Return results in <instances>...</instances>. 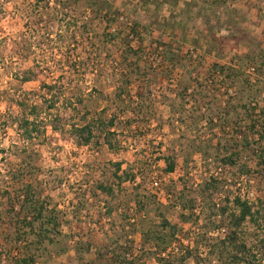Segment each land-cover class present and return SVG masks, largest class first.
I'll list each match as a JSON object with an SVG mask.
<instances>
[{
  "label": "rangeland",
  "instance_id": "obj_1",
  "mask_svg": "<svg viewBox=\"0 0 264 264\" xmlns=\"http://www.w3.org/2000/svg\"><path fill=\"white\" fill-rule=\"evenodd\" d=\"M109 2L113 5L111 18L120 15L119 24L112 30H107L103 20L90 12L82 0H0V264H13L8 255L10 251L12 255L18 254V250H13L15 236L10 226V207L6 204L8 194L16 195V191H23L28 184L42 194L51 208L61 212L64 220L61 229L67 246L72 245L71 241H79L82 247H91L89 252L82 253L85 262L95 258L101 244L109 243L110 237L123 232L120 226L134 223L138 232L141 221L146 227L159 225L161 217L156 210L159 203L165 205L166 218L172 224H179V232L170 247L176 243L180 247L178 253L187 254V249H194L200 243L199 252L203 256L208 246L223 239L228 231L227 227H215L222 224L220 217L210 225L207 219L210 212L218 211L226 205L227 198L236 196L254 205L264 204V175L241 173L246 165L255 169L256 162L250 148L240 146L252 121H255V133L264 127V81L253 86L250 98L251 92L247 90L226 87L221 80L223 76H215L213 82L206 83L212 63L226 64L230 57L247 52L243 34H249L248 40L254 46L264 35V2L236 0L208 10L205 14L212 22L209 26L203 24L202 18H194L186 41L181 43L183 53L197 49L192 62L185 68L148 70L146 76L139 70L131 72L132 68L123 64L124 38L133 25V12L139 0ZM168 11L169 7L165 6L163 12ZM142 14L147 13L142 10ZM210 26L214 38L212 44H207L202 33H207ZM108 31L121 33L115 43L104 41ZM198 36L200 46L194 44ZM31 42L33 48H28ZM149 51L145 47V56ZM201 55L206 57L200 60ZM145 56L140 61L142 70L155 63ZM197 65L203 68L195 71ZM29 73H34L32 80L24 82L23 77ZM257 79L262 80L252 76L253 83ZM50 86L54 87L52 92ZM187 86L191 87L188 93L194 94V99L189 101L184 92ZM121 90L124 93L120 98ZM138 92L142 97H138ZM184 93L186 102L181 105L179 95ZM53 95L56 106L48 108ZM35 104L41 110L39 121L43 133L25 141L19 122ZM243 105H248L249 113L244 112ZM227 109L231 110L228 122L225 120ZM202 115L213 122L201 121ZM98 116L117 118L115 137L110 138L114 149L109 147L108 136L100 129H95V138L89 146H79L70 135L72 123L84 125ZM181 117L186 122H179ZM130 119L131 128L127 122ZM250 137L259 136L250 133ZM193 139L204 141L207 149L210 144L211 160L195 161L185 168L180 158L174 174L164 173L166 165L160 160L161 154L171 155L183 145L191 144ZM224 146L240 153L235 158V166L221 162L222 154L228 155ZM117 162L123 163L124 171L134 170L138 175L136 181L115 188V197H95L93 189L97 183H112L109 177ZM207 165L211 167L210 172ZM16 174L18 179L13 178ZM212 174L220 182L218 188L207 191L206 201L198 202L201 208L183 226L182 210L176 205L189 206L186 199L202 197L201 185ZM170 185H175L177 190L173 188L172 196L167 198ZM183 186L186 199L180 204L176 201ZM150 198L155 204H149L141 212L136 200L147 203ZM115 205L130 209L124 216L118 213L107 216ZM229 205L230 211L235 210ZM185 214L191 213L186 210ZM239 231L241 239L252 246L257 241L256 235L262 232L250 222L244 223ZM129 234L138 253L141 235ZM50 250L37 264H78L72 247L60 254L56 246H50ZM140 260L141 257L137 262ZM145 264L157 263L147 258ZM185 264H195L194 258Z\"/></svg>",
  "mask_w": 264,
  "mask_h": 264
},
{
  "label": "trees",
  "instance_id": "obj_2",
  "mask_svg": "<svg viewBox=\"0 0 264 264\" xmlns=\"http://www.w3.org/2000/svg\"><path fill=\"white\" fill-rule=\"evenodd\" d=\"M82 1L84 4H87V9L90 10V12L96 14L103 20L107 30H112L113 26L117 23L119 24V14L111 18L113 5H110L109 0ZM234 1L236 0H139L133 12V25L130 32L127 33L126 38H124L126 57L123 59V64H125L127 68H132L131 72H137L139 70L145 76L148 70L157 72L165 68L171 70L177 68V66L185 68L187 63L192 62L193 52L197 50L193 49V51L191 50L186 53L182 51L181 43L187 39L192 20L194 18H202L204 20L203 24L209 26L212 22L208 21L205 12ZM261 1L264 2V0ZM181 4H183V7H181ZM165 6L169 7L167 13L163 12ZM46 8L49 7L46 6ZM148 8H152L153 11L147 10ZM142 10L144 13H147L145 16L142 14ZM167 30L168 32H166ZM31 31H35V25L32 26ZM114 32L116 31H113V33L108 31V33L104 35V41L115 43L118 35H121V33ZM202 37L204 40H208L207 44H212L214 38L212 26H210V28L208 27L207 33H202ZM242 37L248 48L247 52L230 57L229 62L226 64H222L220 61L212 63L209 75L206 77V83L213 82L215 76H223L221 80L226 87H236L238 90H243L244 92L247 90V92H251V95L249 94L250 98L253 94V86L264 81V47L262 45V43H264V35L259 38L255 46L248 40V38H250L249 34H243ZM199 39V36L194 39V44L197 46L202 45ZM31 43L28 45V48H33L34 44ZM145 47L151 50L146 54L147 56H145ZM144 56L145 59L147 57V59L155 63L150 64L142 70L140 61L144 59ZM205 57L201 55L200 60ZM180 61L184 62V64ZM156 62H158V64H156ZM202 68L201 65H197L195 71ZM32 74L34 73H29V75L23 77V81H31ZM253 75L262 78V80L257 79L259 82L255 80L253 83ZM203 87H207V84H203ZM48 88L51 92L54 90L52 86ZM190 88L191 87L187 86L184 90L185 93L187 92L188 101L194 99V94L188 93ZM94 90L93 88L92 91ZM123 93L124 90H121L118 93V97L121 98ZM185 93L179 95V104L186 102ZM139 96L142 97L138 92V97ZM251 100H254V97L251 98ZM79 102L82 101L79 100ZM56 103V96L53 95L49 101L48 108H54ZM70 104L73 105V103ZM130 106V108H132V105ZM243 107L244 112L247 113L249 111L246 109L248 105H243ZM40 115L41 110L39 106L35 104L30 107L28 115L20 120L19 127L22 132L21 137L23 140L31 141L43 133L42 123L39 121ZM230 115L231 110L227 109L226 122L230 119ZM202 117L204 119L201 121L207 122L208 120L209 122H213V119H209L206 115H202ZM131 121V119L127 120L129 128L133 127ZM221 121L224 122V119L221 118ZM116 122L117 118L115 117L107 119L103 116H98L96 119H91L84 125L72 123L69 129L70 135L76 138L79 146H89L95 138V129H100L105 132L106 137L108 136L107 141H109V147L114 149V144L111 142L110 138L115 137L116 133L114 132H116V128H118ZM179 122L182 123L186 121L184 117H181L179 118ZM255 127V121H252L246 135L242 137L240 146L250 148L252 151V159L255 160L256 166L255 169H251L246 165L241 168V173L249 175L258 173L263 176L264 127H260L259 133H255ZM250 133L253 134V136L258 134L259 137L253 139L250 137ZM203 142L204 141L193 139L191 144L187 143L183 145L171 155L162 153L160 160H163L166 165L164 173L168 175L174 174L177 171L180 158H182L185 168H188L189 165L195 161H201L203 163L208 162V160L210 161V151L212 147H210L209 144L207 145L209 146L207 149ZM224 148L228 152V155L222 154L223 159L221 162L224 165L228 164L235 166L237 164L235 158L239 157L240 153L236 152L237 149H229L228 146H224ZM114 166L115 170L113 175L109 177V179H113L112 183L105 181L97 183L93 189L95 197L102 195L107 198L115 197V188H120L126 182L136 181L138 175L134 170L130 173L122 170L123 163L121 162L114 163ZM207 168L210 172L211 167L208 166ZM13 178L18 179L19 174L13 175ZM179 180L184 181L183 177H180ZM219 183V180L212 174L208 181H205V183L201 185L203 187L202 197L195 196L188 201L186 199V187L183 186L182 189H179V197H177L178 201L176 202L181 204L186 199V202L190 203L189 206H186L184 203L182 204L183 206L176 205L177 208L182 210L180 218L183 226L184 224H189L192 220V213L201 208L198 202L201 200L204 202L206 201L207 191H209L210 188H218L217 185ZM25 187L23 191H16V195L9 193L6 201V204L10 207L8 211L10 226H12L15 236L13 241L15 247L13 250H18V254L16 255H12L11 249L9 250L10 252L8 255L12 257L10 262L13 264H37L42 256L51 252L50 246H56L59 254L67 252L68 249L72 247L77 253L78 264H138L142 261H144L143 264H145L147 258L154 259L157 264H185L191 257L194 258L195 264H216L214 263L215 261L219 262L218 264H264V210L262 209L264 204L262 202L259 203V205H254L247 199L236 196L234 199L227 198L226 205L219 207L218 211L210 212L207 218L210 221V225L215 224L218 217H220L222 224L216 225L215 227L217 229L227 227L228 231L223 239H219L216 243H212V245L208 246V251L205 256L199 252L200 243H197L194 249H187V254L182 252L174 254L169 251V247L176 239L180 228L179 224H172L166 218L165 213H163V207L165 205L159 203V206L156 207L161 217V223L159 225L150 226L147 224L146 227L144 225L145 222L141 221L138 225V232L136 231L137 225L134 223L128 226L122 225L120 227L123 229V232L118 233L114 237H110L109 243L101 244L100 247L96 249L95 258L85 262L82 253L84 251L89 252L91 247H82V243L79 241H71L72 245H70V247L67 246L65 236H63L61 229L64 221L61 217V212L57 211L55 208H51L48 201L42 197V194L33 189L30 184ZM173 188L175 191L177 190L175 185H170L167 188V193H169L166 195L167 198L172 196L170 192ZM152 203L155 204V201L151 198L147 203L138 199L136 200V205L141 212ZM107 204L110 205V202L107 201ZM229 204H232L235 210L230 211ZM17 207L19 208L18 212L15 211ZM108 207L107 205V210ZM165 208L168 209V207ZM129 209L130 208L124 209V207L115 205L112 210L110 209L107 212V216L109 215L110 217L116 213L124 216L125 213L127 214L126 210ZM186 210L190 211L191 214L186 215ZM11 214L16 215L14 216ZM246 222L252 223L254 227L262 231L256 235L257 241L255 246L249 245L240 237L239 229ZM127 228L128 231L126 230ZM129 233H139L141 235L142 244L138 253L135 250L134 239L130 237ZM7 253L8 251L6 254ZM1 257L2 253L0 252V258ZM139 257H141V260L137 262Z\"/></svg>",
  "mask_w": 264,
  "mask_h": 264
},
{
  "label": "built area",
  "instance_id": "obj_3",
  "mask_svg": "<svg viewBox=\"0 0 264 264\" xmlns=\"http://www.w3.org/2000/svg\"><path fill=\"white\" fill-rule=\"evenodd\" d=\"M253 70V69H252ZM179 246L175 243L170 247L169 251H172L173 253H178L179 252Z\"/></svg>",
  "mask_w": 264,
  "mask_h": 264
}]
</instances>
